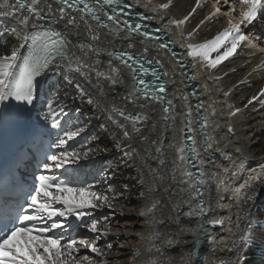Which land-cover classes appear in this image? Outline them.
Listing matches in <instances>:
<instances>
[{"label": "bare ground", "instance_id": "bare-ground-1", "mask_svg": "<svg viewBox=\"0 0 264 264\" xmlns=\"http://www.w3.org/2000/svg\"><path fill=\"white\" fill-rule=\"evenodd\" d=\"M129 1L136 4V10L147 12L153 17L151 21L162 29L160 33L166 35L165 40L171 42L169 46L173 49L170 50L169 47L162 49L160 42L144 41L130 33L107 32L99 28L96 22L86 17L81 19V15L68 12L66 9L68 16L75 18L78 27L69 26L66 29L67 17L64 21L53 25H49L47 21H39L42 26L47 25L61 32H67L70 46L78 54L81 41L86 44L92 43L87 33V28H91L92 33L97 35L99 40L93 45L94 50L85 48L83 54L90 65L99 60V71L104 75H98L95 67H84L82 71L86 76H81L66 68L63 63L44 69L38 81L37 99L33 106L35 124L40 131H50L52 129L50 123L44 120L48 112V104L53 101L66 104L69 114L61 116L60 120L68 119L69 130L74 129L75 126L85 129L79 137L72 140L77 145L75 149H80L82 146H100L107 149L98 156L81 161L76 165L77 169L93 170L97 173V179L107 174L108 183L116 185L117 190L121 192H124L123 186L128 185L127 191L117 198L114 215L107 208L94 213L95 217L108 215L112 225L108 235L98 241V246L104 249L106 244L111 243L117 245V249H124L122 254L118 251L114 255L109 254L106 259L109 261V258L114 259L116 255L125 254V260L114 259L110 264H152V261L156 264H189V262L190 264H223L230 258L234 260L235 254L228 252L223 243L218 242L221 237L224 238V242H230L227 220L222 227L212 229L211 235L202 234L197 230V235L185 232L174 236L171 243L166 242L169 232L178 231V226L174 223L177 215L181 221L179 227L193 230H196L198 218L195 214L184 215L189 211L184 201L188 199L190 190L186 184L181 183L182 179L187 178L182 176L183 166L177 159L176 149L170 145L175 142L179 146L181 143L184 113L191 109L193 131L190 134L196 138L197 148L205 160L204 179L207 181L203 188L205 207L208 206L210 199L212 201L211 211L205 217V221L231 215L235 222V208L231 207L230 210L221 208V205L230 206L234 202L227 199L228 194H225L223 186L218 190L216 184L219 180L226 182L230 180L232 170L237 172L238 177L232 188L238 187L244 179L261 174L258 168L264 163V94H262L264 56L260 55L258 50L242 44L232 59L215 69L209 70L206 66L200 65L191 67L193 61L187 57L186 44L201 43L210 39L226 25L227 17L219 15L205 20L201 25V20L210 14L213 6V3L201 2L190 18L177 27L170 21L183 19L192 12L196 0H172L169 9L164 11L152 9L160 3H167V0H152L148 7H145L147 3L143 0H140L139 5L136 0ZM11 2L15 4L14 0ZM46 3H51L54 11L60 7L51 0H46ZM20 11L23 15H29L26 10ZM197 25H200L199 29L195 31L190 41H185L181 33L192 32ZM14 28L18 29V26L12 19L0 17V55L10 54L13 47H18L22 42L18 34L13 31ZM129 43L134 45L132 49H128ZM123 49L152 59L154 62L155 60L162 62V65L158 66L162 71L168 72V76L164 78L167 88L165 106L167 99L172 100L173 111L165 114L160 103L132 93L129 69L109 54L113 50ZM23 50L24 48L20 49L21 55ZM176 59L186 64L185 68L194 78L184 74L185 68H181V62ZM110 64L121 70L118 78H110L112 77V73L108 71ZM121 80L124 82L121 83ZM129 96L133 103H128L124 99ZM185 96L188 97L187 107L183 99ZM112 104L123 108L126 113L140 112L144 116V119L135 125L116 116L117 121L130 132V137L126 140L120 130L107 119L108 115H115L110 112ZM232 112H236V115H231ZM201 117L207 118L206 132L214 137L211 141L213 148L208 152L204 151V136L196 124ZM229 126L234 129L232 133L228 132ZM118 143L121 145L119 148L116 147ZM157 147L161 149L159 153L156 151ZM237 148L241 151L237 152ZM160 160L164 163L161 164ZM236 165H242L244 171L241 173ZM189 167L192 171L191 166ZM251 169L256 171H250ZM213 174L217 176L215 182L210 179ZM93 177L96 178V175ZM141 177L144 180L143 185L137 182ZM150 188L155 190L150 191ZM182 188L185 189L184 192L180 191ZM141 192L144 193L143 198L140 196ZM256 192L254 214L260 217L264 216V184L258 185ZM221 195L225 196L224 200H220ZM153 200L160 201L155 216L163 223H157L154 228H150L145 224V220L150 217H141L138 213ZM173 206L175 212L172 210ZM153 232L159 235L153 237ZM87 233L85 230L84 234ZM93 235L91 233V238ZM197 239L200 240L199 244L196 243ZM209 241H217V243H209ZM150 247L151 252L148 251ZM156 247L160 248V252L155 251ZM212 247L217 249L214 255L209 251ZM134 249L140 252L136 257H133ZM84 251L90 253L87 249H81V253ZM190 251H196L197 255L189 257L187 253ZM182 256L183 260H181ZM92 257L96 260L100 259L94 254ZM205 257L207 260L204 259ZM262 260H264V251L261 250L257 240L249 246L246 264H260Z\"/></svg>", "mask_w": 264, "mask_h": 264}, {"label": "snow or ice", "instance_id": "snow-or-ice-1", "mask_svg": "<svg viewBox=\"0 0 264 264\" xmlns=\"http://www.w3.org/2000/svg\"><path fill=\"white\" fill-rule=\"evenodd\" d=\"M100 2L101 0H97V3ZM55 3L60 6L56 11L53 10L51 3H46V0H15V4L11 0H0V17L14 21L19 30L14 28L13 31L18 34L22 41L18 47H13L10 54L0 55V106H3L0 107V121L8 118V112L5 109L10 107L11 101H16L18 106H34L37 99L35 81L40 75L41 69H48L51 65L63 63L66 68L79 73L81 76H86L82 71L84 67H95L98 75H104L103 72L99 71L100 61L97 60L93 65H90L83 54L85 48L94 50L93 45L99 40V37L92 33L91 28H87V33L88 39L92 43L86 44L81 41L79 44L80 53L78 54L70 46L67 32L57 31L52 27L45 28L38 23L39 21H47L49 25H53L59 21H64L67 17L66 29L69 26L78 27L75 18L68 16L65 8H75L82 13L81 19L91 17L100 21L97 8L93 7L89 0H55ZM102 3L113 13L118 10L124 12V9L131 7L126 3L122 4L121 0H102ZM136 3L139 5L140 0H136ZM151 3L152 0H148L145 7ZM171 4L172 0H167V3H160L152 10L164 11L169 9ZM196 4L200 6L201 0H196ZM217 5H221V0H214L212 11L204 20H201L200 24H204L205 20L223 15L228 18L226 26L217 31L211 39H206L201 43L188 42L186 44L187 57L206 66L209 70L215 69L223 61L233 56L242 44L256 48L257 42L262 39V36L255 34L252 29L246 33L244 29L254 26L255 23H264V0H223L220 7ZM224 5L227 6V9L222 11ZM237 9H239L238 18L235 15ZM20 10H26L29 15H23ZM192 12H195V8L192 9ZM124 14L127 15L128 13L124 12ZM191 14L190 12L183 19L172 20L170 23L179 27L189 19ZM104 15L115 25V28L110 29L111 31L140 32V25H132L124 21V26L121 28L116 17L106 11ZM145 18L153 19L152 16H140V19ZM103 27H108V25L103 24ZM199 27L200 25H197L196 29L187 34L182 32L181 36L185 41H190ZM140 34L148 37L146 32H140ZM25 47L29 51L27 55L22 56L20 49ZM127 47L132 49L134 45L129 43ZM167 47V44H160L162 49ZM109 54L119 59L129 69L132 93L160 103L165 114L174 110L170 99H167V106H165L166 88L160 82L162 77L168 76L167 71H158L155 67L149 68L147 65H152V60H145L141 63L128 51L113 50ZM155 64L162 65V62L155 60ZM108 71L112 73L110 78L113 79L118 78L121 73L120 69L111 64L108 66ZM120 82L123 83L124 81L121 80ZM81 94H83L82 90ZM101 94L103 95L102 90ZM262 94H264V90H262ZM124 99L128 103H133L130 96ZM183 99L187 107L188 97L185 96ZM89 102L91 103V101ZM23 110L27 111L28 109ZM238 111L239 109L236 110V112ZM110 112L115 115L110 114L107 119L120 130L125 140L130 137V132L117 121L116 116L131 122L133 125L144 119L142 113H126L123 108L116 104L111 105ZM236 112H232L231 115H236ZM68 114L66 104L53 101V103L48 104V112L45 114L44 120L46 123H50L51 128L57 129L61 127L60 117L68 116ZM183 123L181 143L178 146L174 142L170 147L176 149L177 159L183 166L181 174L187 178L182 179L181 183L186 184L190 190L188 199L184 201L189 211L185 212L184 215L195 214L198 218L196 230H193L179 227L181 221L177 215L174 223L178 226V231L169 232L166 242L171 243L174 236L182 235L185 232H192L193 235H197V230L202 234L211 235L212 229L222 227L227 220L230 242H224L223 237L218 242L223 243L228 252L234 253L235 259L230 258L223 264H246L247 251L251 244L258 240L261 250L264 251V216L258 217L254 214L257 198L256 188L258 185L264 184V163L259 165L261 174L244 179L234 189L232 184L238 178L235 170L231 171L230 180L227 182L219 180L216 184L218 190L223 186L225 194H228L227 199L234 202L230 206L221 205V208H229L230 210L231 207H234L236 210L235 222L231 215L205 221V217L211 211L212 201L210 199L208 206L205 207L203 200V188L207 182L204 179L205 160L197 148L196 138L190 135L193 131L191 109L184 113ZM196 124L204 136V151L212 150L211 141L214 140V137L206 132L208 128L207 118H199ZM153 127L155 128V125ZM84 131L83 127L75 126L74 129L65 130L62 136H58L55 142L49 145L50 148L58 151L44 154V159L39 165L41 174L35 177L33 185L20 189L16 193L17 198L10 199L6 189L0 188V264H110L106 257L112 251L113 245L108 243L104 249L98 246V241L111 231L109 216L95 217L94 213L107 208L114 215L113 210L117 198L127 191L128 185H124V192H121L117 190L116 185L108 183L107 174L89 184L75 182L66 176L70 166L79 165L81 161H87L90 157L98 156L101 152L107 151L106 148L100 146H82L80 149H70L69 141L79 137ZM233 131L234 129L229 126L228 132L232 133ZM116 147L119 148L121 145L118 143ZM216 150L219 151V149ZM156 151L159 153L161 149L157 147ZM236 151L240 152L241 149L237 148ZM160 163L163 164L164 161L160 160ZM233 163L235 164V161ZM190 165L197 167L198 172L193 173L190 170ZM236 167L241 170V173L244 171L242 165H236ZM250 171L255 172L256 170L251 169ZM227 172L226 169L225 173L227 174ZM173 178L175 179V176ZM210 179L215 182L217 180L216 174H213ZM137 182L143 185V177ZM149 190L154 191L155 189L150 188ZM180 191L184 192L185 189L182 188ZM140 196L143 198L144 193L141 192ZM224 199L225 196L221 195L220 200ZM159 204L160 201L153 200L150 205L141 208L138 213L141 217H150L145 220V224L150 228H154L157 223H163L162 220L158 221L155 216ZM172 210L175 212V206ZM69 217L75 218L77 223L74 226L69 223ZM86 217H92V219L86 220ZM72 227H83L88 233L94 235L91 239L66 238L65 234ZM158 235L156 232L152 233L153 237ZM196 243L199 244L200 240L197 239ZM209 243H217V241H209ZM81 249H87L100 259L96 260L92 256L80 254ZM148 251L151 252L152 248L150 247ZM155 251L160 252V248L156 247ZM209 251L214 255L217 249L212 247ZM139 254L138 249L133 250V257ZM187 255L195 257L197 252L190 251ZM183 259L182 256L181 260ZM204 259L207 260V257ZM152 264H156V262L152 261ZM260 264H264V260Z\"/></svg>", "mask_w": 264, "mask_h": 264}, {"label": "rangeland", "instance_id": "rangeland-1", "mask_svg": "<svg viewBox=\"0 0 264 264\" xmlns=\"http://www.w3.org/2000/svg\"><path fill=\"white\" fill-rule=\"evenodd\" d=\"M201 2H207V3H214V0H202ZM223 4V0H221V5ZM221 5H217L218 7H220ZM227 9V6L226 5H224L223 6V8H222V11H224V10H226ZM223 16V15H222ZM226 18V17H225ZM261 48H264L263 47V45L261 44V42L258 44V46L256 47V48H253L254 50H258L259 52H260V55H262V56H264V51H260L261 50ZM263 88H264V86H263ZM259 169V168H258ZM244 178H246V177H244ZM234 189V188H233ZM263 211V210H262ZM97 214H99L98 212H97ZM112 226V225H111ZM86 238L87 239H91V236H89V234L86 236ZM118 242V241H117ZM116 242V243H117ZM118 247H117V245H113V249H112V251L110 252V256L111 255H114L116 252H118V251H120V254H122L123 252H124V249H117ZM80 254H82V255H89V256H92L93 255V253H87V251H84V252H80ZM116 255V256H114V259L115 260H125V258H126V256H125V254H123V255ZM113 258L111 259V258H109V262L111 261H113L114 260Z\"/></svg>", "mask_w": 264, "mask_h": 264}, {"label": "water", "instance_id": "water-1", "mask_svg": "<svg viewBox=\"0 0 264 264\" xmlns=\"http://www.w3.org/2000/svg\"><path fill=\"white\" fill-rule=\"evenodd\" d=\"M191 135V134H190ZM194 163H196V162H194ZM191 169H192V172L193 173H197L198 172V168L197 167H191Z\"/></svg>", "mask_w": 264, "mask_h": 264}]
</instances>
